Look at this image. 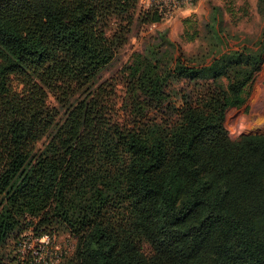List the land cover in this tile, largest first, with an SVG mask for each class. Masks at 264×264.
Returning a JSON list of instances; mask_svg holds the SVG:
<instances>
[{
  "label": "trees",
  "instance_id": "16d2710c",
  "mask_svg": "<svg viewBox=\"0 0 264 264\" xmlns=\"http://www.w3.org/2000/svg\"><path fill=\"white\" fill-rule=\"evenodd\" d=\"M138 3L0 0V264L58 229L76 239L61 264H264V135L225 126L264 29L232 33L215 7L193 56L159 33L120 72L118 106L95 82Z\"/></svg>",
  "mask_w": 264,
  "mask_h": 264
},
{
  "label": "rangeland",
  "instance_id": "374dc122",
  "mask_svg": "<svg viewBox=\"0 0 264 264\" xmlns=\"http://www.w3.org/2000/svg\"><path fill=\"white\" fill-rule=\"evenodd\" d=\"M215 7L222 9L226 27L232 33H244L256 38L264 29V17L258 13L257 0H200L192 10L179 12L172 18L159 22H152L147 18L152 11L139 0L130 13L133 22L125 33V44L113 63L98 76L95 86L111 83L116 92L115 101L120 106L125 96L120 72L131 62L135 53L142 51L151 38L157 37L161 32L167 33L188 56L204 53L207 46L205 25ZM118 24V20L113 21L108 33L113 34ZM247 93L244 106L230 108L226 113L225 126L232 139L243 135H264V64ZM53 232L56 235V248H63L68 243L76 244V239L67 231L58 229Z\"/></svg>",
  "mask_w": 264,
  "mask_h": 264
},
{
  "label": "built area",
  "instance_id": "2783aa9c",
  "mask_svg": "<svg viewBox=\"0 0 264 264\" xmlns=\"http://www.w3.org/2000/svg\"><path fill=\"white\" fill-rule=\"evenodd\" d=\"M156 12L161 20H168L175 14L192 10L200 0H140ZM56 235L45 233L36 235L33 231L26 232L19 242L17 255L23 264H61L75 252L76 244L68 243L63 248H56Z\"/></svg>",
  "mask_w": 264,
  "mask_h": 264
}]
</instances>
